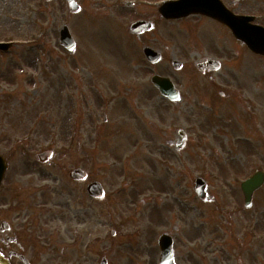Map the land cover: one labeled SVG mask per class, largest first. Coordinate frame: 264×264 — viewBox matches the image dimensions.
<instances>
[{"label": "rangeland", "instance_id": "374dc122", "mask_svg": "<svg viewBox=\"0 0 264 264\" xmlns=\"http://www.w3.org/2000/svg\"><path fill=\"white\" fill-rule=\"evenodd\" d=\"M76 1L80 11L68 13L65 0H0V40L14 43L0 53V153L12 164H36L34 154L50 148L55 160L47 164L82 163L97 174L107 202L99 217L100 207L90 202L89 264H99L102 254L108 264H158L163 232L173 236L176 264H258L255 250L241 247V236L264 232V185L250 209L240 190L243 179L264 170V150L252 151L248 143V126L264 111L255 64L242 71L240 61H224L217 82L244 86L248 94L239 106L216 105L205 77L191 70L195 52L176 53L187 65L179 72L167 67L168 52L156 66L140 52L144 45L193 47L185 32L193 18L161 21L136 38L129 24L158 16L153 6L161 0ZM249 6L263 9L264 0ZM63 25L76 43L72 54L58 42ZM230 67L239 74L228 75ZM156 72L174 78L181 102L159 97L149 82ZM129 80L137 89L128 97ZM195 83L200 90L192 89ZM177 128L187 133L181 153L162 146ZM196 177L206 180L213 202L196 197Z\"/></svg>", "mask_w": 264, "mask_h": 264}, {"label": "flooded vegetation", "instance_id": "af4514ba", "mask_svg": "<svg viewBox=\"0 0 264 264\" xmlns=\"http://www.w3.org/2000/svg\"><path fill=\"white\" fill-rule=\"evenodd\" d=\"M219 1L233 15L247 17L239 20L242 23L246 22L264 29V8L249 6L257 3L258 0ZM218 7L221 6L217 4ZM157 14L158 16L149 18L153 23V29L161 21L179 23L190 18L194 21L193 26L189 29L185 28V32L191 34V37L186 38L191 40L193 47L188 49L184 44H180L181 46L178 45L173 49L168 46L160 50L155 49L161 54L162 59L159 63H163V54L168 52L171 58L167 67L170 66L174 72L183 71V67L187 69V65L175 58L176 53L195 52L197 60L190 64V67L191 70L194 69L205 77L212 91V103L233 107L235 104L239 106L241 99L246 97L245 93L248 94V90L245 91L244 86L222 85L217 82L215 74L222 69L224 61L231 58L240 61L238 66L242 71L249 62H253L255 64L253 67L260 72L257 78L260 84L256 86L257 104L264 105V53L253 51L248 44L236 39L226 25L207 15H191L170 21L164 20L158 12ZM204 58L218 62L201 63L197 66V62ZM173 59L180 62L178 67L173 66ZM216 64H219V68L214 70L213 65ZM236 71L235 67H230L228 75L239 74ZM187 74H190L189 71ZM189 77L188 82L192 84L194 80ZM170 79L176 86L174 78L170 77ZM134 81L136 80H129V84L124 87V94L128 97L137 89ZM199 87L197 85L192 89L197 91L200 90ZM179 95L181 102L183 100L181 92ZM195 95V93L191 94L192 97L189 99ZM261 112L260 122L252 120L251 127L248 126V135L251 138L248 139L249 142L251 141L250 150H258V152L264 150V111ZM107 119L104 111L103 122L105 123ZM171 140L166 138L162 146L171 148L168 146ZM159 150L164 151L162 148ZM13 152L24 155L21 150H12L11 153ZM1 155L5 158L8 167L0 183V264H89L90 232L87 230L91 212L90 202L100 207L97 214L94 212L97 217L102 215L107 202L104 196L99 199L90 197L87 190L91 183L99 181L97 174L85 168V164L82 163H75L69 167L70 164L52 166L38 162L29 164L22 160L19 164H12L9 154L1 153ZM52 158L55 160L54 154ZM75 168H80L84 172L81 180L69 177L70 171ZM241 238V247L244 250L248 248L255 250L257 256H254V260L258 264H264L262 254L264 232H244ZM236 247L239 249V246ZM101 258L106 257L102 255Z\"/></svg>", "mask_w": 264, "mask_h": 264}, {"label": "water", "instance_id": "95a60500", "mask_svg": "<svg viewBox=\"0 0 264 264\" xmlns=\"http://www.w3.org/2000/svg\"><path fill=\"white\" fill-rule=\"evenodd\" d=\"M68 8L70 12H77L79 6L74 0H67ZM160 11L167 18H178L182 16L189 15L191 13H204L212 17L219 18L224 23H226L233 31V33L242 40L250 41L253 44V49L256 51H264V42L258 37V32L256 27L251 26V28L246 27L243 29L241 24H237L234 18L236 17H225L224 11L217 9L213 4L208 0H178L172 2H166L161 7ZM150 29V23L145 21H137L132 23L129 26V30L132 33H140L142 31ZM59 43L69 52L72 53L75 49V42L70 35L68 27L65 25L60 29ZM11 47V44H0V49L3 51L8 50ZM147 52H152L151 50H145ZM156 54V53H155ZM147 58L151 61H157L159 56L152 57L150 54H147ZM152 82L159 88L161 93L167 95L170 99L176 100L179 99L177 92L173 88L172 84L165 78L159 76H154ZM177 141L175 142V148L179 149L183 145L185 135L182 130H177ZM49 153H41L36 156L40 161H45ZM6 165L2 157H0V181L5 172ZM80 170H74L71 176L75 179L80 178ZM264 181V174L262 172H257L249 180L242 183L241 188L244 194V203L245 207L251 206V199L253 191L257 189ZM97 185H91L90 193L95 195V193L100 194L101 188H97ZM97 191V192H95ZM194 191L197 196L202 200H211V196H207L206 193V183L203 179L197 178L195 180ZM95 192V193H94ZM158 245L161 250L159 264H173L172 261V240L167 234H162L158 239Z\"/></svg>", "mask_w": 264, "mask_h": 264}]
</instances>
